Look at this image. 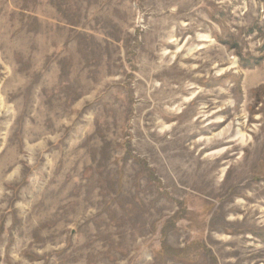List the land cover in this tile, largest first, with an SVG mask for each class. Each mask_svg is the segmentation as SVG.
I'll use <instances>...</instances> for the list:
<instances>
[{
	"label": "rangeland",
	"instance_id": "374dc122",
	"mask_svg": "<svg viewBox=\"0 0 264 264\" xmlns=\"http://www.w3.org/2000/svg\"><path fill=\"white\" fill-rule=\"evenodd\" d=\"M0 264H264V0H0Z\"/></svg>",
	"mask_w": 264,
	"mask_h": 264
}]
</instances>
